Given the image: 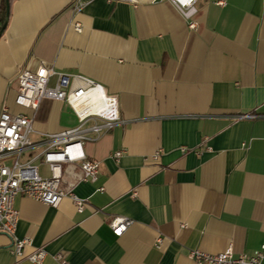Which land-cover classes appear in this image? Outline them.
<instances>
[{"label": "crops", "instance_id": "0c3cea01", "mask_svg": "<svg viewBox=\"0 0 264 264\" xmlns=\"http://www.w3.org/2000/svg\"><path fill=\"white\" fill-rule=\"evenodd\" d=\"M194 5L190 28L170 0L10 1L0 35V112L29 113L14 103L17 74L44 62L100 83L116 96L122 120L84 143L100 165L96 181L74 189L86 200L81 212L68 197L56 207L14 197L25 254L43 247L41 264H60L58 252L68 264H197L190 250L260 249L264 0ZM247 112L259 116L237 118ZM77 123L68 104L43 100L33 126L57 132ZM117 150L124 153L116 161ZM114 216L131 220L120 235L109 225ZM10 246L0 233V264H34L16 260Z\"/></svg>", "mask_w": 264, "mask_h": 264}, {"label": "built area", "instance_id": "2783aa9c", "mask_svg": "<svg viewBox=\"0 0 264 264\" xmlns=\"http://www.w3.org/2000/svg\"><path fill=\"white\" fill-rule=\"evenodd\" d=\"M108 1H125L136 5L145 0ZM170 1L188 20V26L194 28L192 17L197 11L195 0ZM72 25L76 31L81 30L78 22ZM43 100H58L68 104L77 117V125L57 132H36L34 116ZM14 103L29 110V113L13 112L7 107L0 112V233L11 239L10 251L16 260L27 259L34 264H41L47 251L39 247L25 254L24 246L29 240L15 236L19 214L13 204L14 197L23 195L52 207L68 197L77 211L81 212L86 200L78 197L74 189L81 182L96 181L100 165L97 159L87 156L84 143L86 140L98 139L122 123V120L116 96L109 94L100 83L82 74L55 70L44 62L34 70L25 68L18 72ZM258 116L247 112L239 114L237 118ZM35 133L36 139L33 138ZM123 153L124 150H117L112 153V157L117 161ZM158 154L155 152L151 159L156 160ZM36 162L47 167L49 176L40 175ZM130 224L131 220L124 216H114L109 220L116 235L122 234ZM188 256L197 264H260L264 258V242L252 255L234 254L229 246L215 254L193 249ZM53 257L60 264H68L60 252Z\"/></svg>", "mask_w": 264, "mask_h": 264}, {"label": "water", "instance_id": "95a60500", "mask_svg": "<svg viewBox=\"0 0 264 264\" xmlns=\"http://www.w3.org/2000/svg\"><path fill=\"white\" fill-rule=\"evenodd\" d=\"M5 2H6L5 17H4L2 25L0 26V35L6 27V24L8 22V16H9L10 2L9 0H5Z\"/></svg>", "mask_w": 264, "mask_h": 264}, {"label": "trees", "instance_id": "16d2710c", "mask_svg": "<svg viewBox=\"0 0 264 264\" xmlns=\"http://www.w3.org/2000/svg\"><path fill=\"white\" fill-rule=\"evenodd\" d=\"M11 0H9L10 2ZM5 10H6V2L5 0H0V26L3 23L5 17Z\"/></svg>", "mask_w": 264, "mask_h": 264}, {"label": "clouds", "instance_id": "9594fccd", "mask_svg": "<svg viewBox=\"0 0 264 264\" xmlns=\"http://www.w3.org/2000/svg\"><path fill=\"white\" fill-rule=\"evenodd\" d=\"M184 2H190V0H184Z\"/></svg>", "mask_w": 264, "mask_h": 264}]
</instances>
